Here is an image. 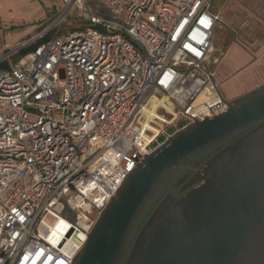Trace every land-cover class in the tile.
I'll list each match as a JSON object with an SVG mask.
<instances>
[{
  "label": "built area",
  "instance_id": "built-area-1",
  "mask_svg": "<svg viewBox=\"0 0 264 264\" xmlns=\"http://www.w3.org/2000/svg\"><path fill=\"white\" fill-rule=\"evenodd\" d=\"M60 1L79 27L0 55V264H75L165 127L232 105L208 70L212 0Z\"/></svg>",
  "mask_w": 264,
  "mask_h": 264
},
{
  "label": "water",
  "instance_id": "water-1",
  "mask_svg": "<svg viewBox=\"0 0 264 264\" xmlns=\"http://www.w3.org/2000/svg\"><path fill=\"white\" fill-rule=\"evenodd\" d=\"M232 138L235 139L203 167L204 175L200 179L204 183L200 187L191 189L172 205L163 202L158 207L137 237L128 264L135 261L145 264L151 247L170 220L194 199L211 196L207 205H215L220 210L224 208L225 185L214 181L218 172L210 174L217 162L264 164V90L231 105L216 117L204 116L203 121L168 137L150 155L144 154L142 164L129 175L124 187L102 212L75 264H121L136 218L167 173L194 153ZM246 143L251 146L244 147ZM225 171V168L220 170V174ZM168 200L173 201L171 197ZM238 221L237 214L231 216L227 221L231 227L228 231H220L216 222L202 223L203 234L215 238V243L211 241L210 246L170 263L236 264L239 257L248 256L245 251L252 246L254 237L264 233V210L247 226H240ZM247 264H264V255L260 260H249Z\"/></svg>",
  "mask_w": 264,
  "mask_h": 264
},
{
  "label": "rangeland",
  "instance_id": "rangeland-1",
  "mask_svg": "<svg viewBox=\"0 0 264 264\" xmlns=\"http://www.w3.org/2000/svg\"><path fill=\"white\" fill-rule=\"evenodd\" d=\"M87 1L92 9L99 7L100 0ZM64 10L65 7L60 0H3L0 3V54L10 51L11 48L25 40L37 38L38 34L42 35L41 37L46 34L51 38L79 27L81 21L75 17V13L64 18ZM211 10L218 16L210 53L211 67L215 65L214 58L217 61L221 60L219 64L213 66V69L222 66L230 68L234 65L241 68L242 65L235 63L242 49L249 52V56L254 59L261 57L264 51V0H212ZM7 35H11L12 39L8 42L9 46L4 48L3 44H5ZM18 55V53H11V59H16ZM232 57H235V60H232ZM248 60L252 59L248 58ZM248 72L247 68L241 69L231 76V83L234 85L240 83L243 79L242 74H248ZM221 90L225 96H229L226 85L221 86ZM251 93L254 91L249 92V95ZM237 102L239 101L231 102L232 106ZM155 116L156 114L153 117ZM149 117H152L150 109ZM185 124L186 120L179 118L172 126L165 127V132L172 134ZM162 140H164L163 135L157 139V142ZM203 167L204 165L194 169L189 167L185 161L178 163L167 173L149 198V202L154 199L161 185H166L168 190L165 196L170 191L180 190L193 175L202 178ZM183 172L186 174L180 182L175 186H170L169 181ZM163 202L173 204L166 198Z\"/></svg>",
  "mask_w": 264,
  "mask_h": 264
},
{
  "label": "bare ground",
  "instance_id": "bare-ground-1",
  "mask_svg": "<svg viewBox=\"0 0 264 264\" xmlns=\"http://www.w3.org/2000/svg\"><path fill=\"white\" fill-rule=\"evenodd\" d=\"M155 108L156 105H153L152 108H150L152 117L155 115ZM250 146V143H246L244 145V147ZM260 164L257 165V168H259L258 171L252 174L249 173L248 164H230L228 168L229 171L226 175V182L224 181V208L220 210L215 208V205H212L213 210H215L216 220L214 219L211 222H216L220 231H226V229L228 231L230 225L227 224V221L234 214L238 215V222L240 226H243L244 224L247 226L249 222H253L257 216L259 217L264 210V164ZM246 168L247 173L244 172V169ZM241 177H243L240 182L243 185L241 189L243 195L241 197L230 196V193L233 192V190L231 186H229V182L236 181ZM201 198L202 197H200V199ZM196 201L197 199H194L192 203H189L188 206L185 207V209L180 210L176 217H178L183 210H191L194 206V202ZM221 214L223 215L221 216ZM176 217L170 220L166 229L156 239L154 245L149 251L148 257L145 259V264H171L170 262H173L174 260L180 259L184 256L179 255V253L176 252L177 245L174 244V241L170 242L168 236H166V234L176 226ZM206 222L209 223L208 221ZM188 223L195 224L193 221H189ZM209 239V243L205 242L203 245L199 244L195 251L206 248L208 245L210 246L211 241L215 243V238L210 237ZM251 243L252 246L245 251V254L248 256L244 255L245 257H239V259L236 261V264H247L249 260L254 261L262 259V256L264 255V233L257 234Z\"/></svg>",
  "mask_w": 264,
  "mask_h": 264
},
{
  "label": "flooded vegetation",
  "instance_id": "flooded-vegetation-1",
  "mask_svg": "<svg viewBox=\"0 0 264 264\" xmlns=\"http://www.w3.org/2000/svg\"><path fill=\"white\" fill-rule=\"evenodd\" d=\"M263 91V90H262ZM261 92V91H260ZM259 93V92H258ZM257 94V93H256ZM235 138H233L234 140ZM232 140V141H233ZM228 141V140H227ZM225 141V142H227ZM231 141V142H232ZM222 142V143H225ZM229 142V143H231ZM229 143H227L226 145H223L222 147H216L219 144H216L214 146H211L209 148H213L216 147V151L214 154H212L206 162H204V164L198 165V162L195 161L194 159H192V156H194L197 153H200L201 151H198L196 153H194L193 155L188 157V160L185 161L187 163V165L189 167H192L194 169H197L198 167L204 165L214 156L216 155L219 151H221L223 148H225ZM232 162L231 161H220L217 162L212 168H211V176L213 174H215L216 172H218V174H216V176H214L213 179H215L214 181H216V183H222L224 185V183L226 182V175L229 171V166ZM259 163H257L256 165L254 164H248L249 166V173H254L256 171H258L259 168H257V165H259ZM226 169V171L223 174H220V170ZM247 171V168L244 169V172ZM247 173V172H246ZM243 177L239 178L236 181L233 182H229V186H231L233 192L230 193V196L232 197H241L243 195V192L241 191L243 185L240 183L241 179ZM225 181V182H224ZM204 183V181L202 179H200V177L198 176H192L189 180L188 183L185 184L184 186L181 187L180 190H178L177 192H173L170 191L168 192L167 195H165L163 198H161V200L158 202L157 206L153 209V211L151 212V214L148 216V218L146 219L145 223L142 225V227L140 228L139 232L137 233V236L135 237L134 242L132 243L130 249L128 250V245H127V250H126V254L121 262V264H128L129 263V259H130V253L133 250L134 244L136 242L137 237L139 236V234L141 233V231L143 230V228L145 227L146 223L151 219V217L154 215L155 211L158 209V207L163 203V199H167L168 197H171V202L175 203L178 200H180L188 191H190L193 188H198L200 187V185H202ZM257 196V194H256ZM211 197V196H210ZM210 197H207L203 200H201L200 198H197V201L194 202V206L192 207L191 210H183L181 211V213L179 214L178 217H176V226L170 230V232H168L166 234V236H168V239L171 241H174V244L177 245V250L176 252L179 253V255H185L187 253H192L193 251H195L197 249V247L200 245H203L205 242L209 243V237H207V235L203 234V224L202 222H211L216 218L215 215V210H213L212 205H207L209 202ZM255 197V194H254ZM150 200V199H149ZM149 200L147 201V203L145 204V206L149 203ZM214 203V202H213ZM144 206V208H145ZM209 207V208H208ZM143 208V209H144ZM142 209V211H143ZM142 211L139 213L138 217L136 218V221L132 227V230L130 232L129 238L137 224V221L139 220ZM195 213V214H194ZM216 220V219H215ZM195 222V224H189L188 222ZM155 223H153L152 225H154ZM152 225L150 227H152ZM201 227V228H200ZM129 241V239H128ZM128 251V252H127ZM138 261L134 262L133 264H137Z\"/></svg>",
  "mask_w": 264,
  "mask_h": 264
},
{
  "label": "crops",
  "instance_id": "crops-1",
  "mask_svg": "<svg viewBox=\"0 0 264 264\" xmlns=\"http://www.w3.org/2000/svg\"><path fill=\"white\" fill-rule=\"evenodd\" d=\"M2 1L3 0H0V3ZM60 3H61V1H60ZM39 35L40 34H38L37 37ZM11 39H12L11 35H7V37H5V44H3L4 48H7L9 46L8 42L11 41ZM31 39H36V38H30L29 40H31ZM25 41H27V40H25ZM249 55H250L249 52H247L246 50H244V49L241 50L240 57L237 58L236 63H235L237 65H239V64L242 65L241 68H237V66L234 65L230 68H228L227 66L226 67L222 66L221 68L219 67L218 69H215V68L213 69V66L219 64V62L221 61V60L217 61L215 58H214L215 65H212V67H211L210 63L208 65V70L213 74L215 83L217 85V88H218L220 94L222 95V97L225 100H227L229 102H233L234 100L240 101L242 98H245L246 96H248L249 92H252V91L256 92V91L264 88V51H263L261 57H259L257 59H254L253 57H250ZM221 56H222V53H221ZM234 58L235 57H232V60H235ZM248 58H250L252 60H248ZM245 68H247L249 72H248V74H244V73L242 74V78H243L242 81L240 83H235L236 85L231 83V79H230L231 76L235 75V73H237L241 69H245ZM219 70H221V71H219ZM223 85H226V89L229 92L228 97L225 96V94L221 90V86H223ZM179 131H180V129H177L174 133L169 134V135L172 136ZM164 140H162L159 143H162Z\"/></svg>",
  "mask_w": 264,
  "mask_h": 264
},
{
  "label": "trees",
  "instance_id": "trees-1",
  "mask_svg": "<svg viewBox=\"0 0 264 264\" xmlns=\"http://www.w3.org/2000/svg\"><path fill=\"white\" fill-rule=\"evenodd\" d=\"M47 39H49V36L48 35H45L39 39H37V42L38 43H41L43 41H46ZM28 49H25L23 51H20L19 52V55H22L24 54ZM264 90V88L254 92V93H251L250 95L246 96L245 98H242L241 100H244L260 91ZM240 100V101H241ZM233 140L230 139L228 140L227 142L225 143H221L220 145L216 146V147H222L223 145H226L227 143L231 142ZM216 147H213V148H209V149H206L204 151H201L200 153H197L195 154L194 156H192V159H194L195 161L198 162V165H201V164H204V162L207 161V159L215 153L216 151ZM185 172L183 173H179V175H177L174 179H171L169 181V185L170 186H175L178 184V182H180V180L182 179V177L185 176ZM168 190L166 189V185H161L160 188L158 189L157 193L155 194V197L152 201H150L146 206L145 208L143 209L142 211V214L139 218V220L137 221V224L129 238V241H128V250L130 249L132 243L134 242L135 240V237L137 236V233L139 232L140 228L142 227V225L145 223L146 219L148 218V216L151 214V212L153 211V209L157 206L158 202L161 200V198L164 196V194L167 192ZM128 252V251H127Z\"/></svg>",
  "mask_w": 264,
  "mask_h": 264
}]
</instances>
